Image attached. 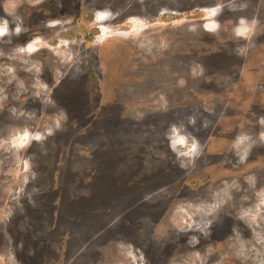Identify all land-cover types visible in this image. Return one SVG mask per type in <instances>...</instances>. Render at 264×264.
Here are the masks:
<instances>
[{
	"label": "rangeland",
	"instance_id": "rangeland-1",
	"mask_svg": "<svg viewBox=\"0 0 264 264\" xmlns=\"http://www.w3.org/2000/svg\"><path fill=\"white\" fill-rule=\"evenodd\" d=\"M257 3L0 0V264H264Z\"/></svg>",
	"mask_w": 264,
	"mask_h": 264
},
{
	"label": "flooded vegetation",
	"instance_id": "flooded-vegetation-1",
	"mask_svg": "<svg viewBox=\"0 0 264 264\" xmlns=\"http://www.w3.org/2000/svg\"><path fill=\"white\" fill-rule=\"evenodd\" d=\"M259 3H257V6H256V12L259 10ZM246 21H251L252 23L256 24L257 27H264V9H260L259 10V15L257 16H251V17H247L245 19ZM249 30V28H248Z\"/></svg>",
	"mask_w": 264,
	"mask_h": 264
},
{
	"label": "clouds",
	"instance_id": "clouds-1",
	"mask_svg": "<svg viewBox=\"0 0 264 264\" xmlns=\"http://www.w3.org/2000/svg\"><path fill=\"white\" fill-rule=\"evenodd\" d=\"M238 34H243V32H239ZM180 143H183V141H180Z\"/></svg>",
	"mask_w": 264,
	"mask_h": 264
}]
</instances>
